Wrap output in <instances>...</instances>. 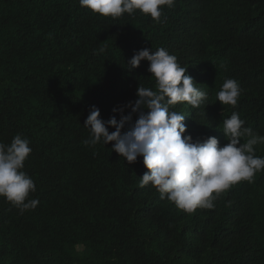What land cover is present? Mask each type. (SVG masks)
<instances>
[{"label": "trees", "instance_id": "trees-1", "mask_svg": "<svg viewBox=\"0 0 264 264\" xmlns=\"http://www.w3.org/2000/svg\"><path fill=\"white\" fill-rule=\"evenodd\" d=\"M161 47L208 94L199 108L173 107L185 135L223 146L219 128L237 112L264 136V0H175L159 23L139 10L103 17L79 0H0V142L29 140L24 171L39 200L21 213L0 197V264H264V171L189 214L139 186L142 156L129 163L114 142L83 143L91 106L120 119L113 108L137 99L139 84L155 89L149 61L132 71L126 61ZM226 79L242 89L235 107L216 101Z\"/></svg>", "mask_w": 264, "mask_h": 264}, {"label": "clouds", "instance_id": "clouds-1", "mask_svg": "<svg viewBox=\"0 0 264 264\" xmlns=\"http://www.w3.org/2000/svg\"><path fill=\"white\" fill-rule=\"evenodd\" d=\"M174 3L175 0H79L81 7L103 17L117 19L139 10L157 23L163 7L171 8ZM103 52V47L94 50L95 55ZM144 60L150 62L148 72L155 78V89L139 84L137 99L113 108L114 113H120V119L113 115L105 121L99 107L91 106L83 124L90 135L83 143L94 148L98 143L106 146L114 142L112 151L129 163L142 156L149 171L141 176L139 186L151 184L162 200L173 202L178 209L189 214L198 208L212 209L221 193L241 181L253 182L255 174L264 171V157L255 154V146L264 143V136L245 127L239 113L233 112L219 128L228 143L221 146L216 136L194 141L191 134L185 135V113L173 107L180 103L199 108L207 102V92L194 85L193 77L167 49L138 50L126 61V68L132 71ZM241 92L237 80L226 79L216 93V101L235 107ZM125 108L131 111L125 114ZM108 126L115 131L110 132ZM245 136L249 139L242 142ZM31 152L29 140L20 134L10 144L0 142V197L21 213L39 204L38 199L30 198L37 186L24 171Z\"/></svg>", "mask_w": 264, "mask_h": 264}, {"label": "rangeland", "instance_id": "rangeland-1", "mask_svg": "<svg viewBox=\"0 0 264 264\" xmlns=\"http://www.w3.org/2000/svg\"><path fill=\"white\" fill-rule=\"evenodd\" d=\"M79 250H81V251H85V252H86L84 246H79Z\"/></svg>", "mask_w": 264, "mask_h": 264}]
</instances>
